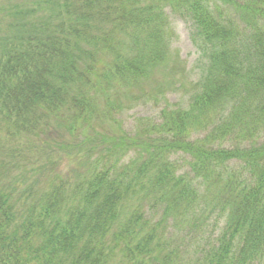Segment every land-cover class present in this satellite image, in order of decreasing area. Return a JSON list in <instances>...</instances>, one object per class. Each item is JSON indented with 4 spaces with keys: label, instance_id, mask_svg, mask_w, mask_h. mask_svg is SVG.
Wrapping results in <instances>:
<instances>
[{
    "label": "trees",
    "instance_id": "trees-1",
    "mask_svg": "<svg viewBox=\"0 0 264 264\" xmlns=\"http://www.w3.org/2000/svg\"><path fill=\"white\" fill-rule=\"evenodd\" d=\"M5 1L0 264H264V0Z\"/></svg>",
    "mask_w": 264,
    "mask_h": 264
},
{
    "label": "rangeland",
    "instance_id": "rangeland-1",
    "mask_svg": "<svg viewBox=\"0 0 264 264\" xmlns=\"http://www.w3.org/2000/svg\"><path fill=\"white\" fill-rule=\"evenodd\" d=\"M31 0H29L30 2ZM6 2L5 0H0V3ZM167 15L169 18V21L171 23V26L173 27L174 33H173V39L171 42V49L173 56H176L179 61H182V64H184L185 68L188 70V73H193L194 68L196 66V61L199 57V52L197 51L196 45L192 42L191 39V33L193 31V25L190 22V20L182 18L181 16L174 14L171 12V10H167ZM196 73V72H195ZM157 74H159L157 72ZM191 77H194L196 75H190ZM155 79H160V76H156ZM170 102H178L180 99V94L172 89L169 91L167 95ZM162 103H157L155 101H139L131 105L128 109H125L123 112H121L118 116V118L123 122L124 129L128 132H133L135 127L138 125V122L136 123L138 118L142 117H150L153 119H157L160 116V110L162 108ZM136 124V126H135ZM28 143H24V147H27ZM30 150L28 151V153ZM32 154V153H31ZM32 156V155H31ZM32 158V157H31ZM70 162L67 159H63L58 164V169L56 172H67L70 168ZM33 177L36 179H41L40 176H38L37 172L34 170ZM162 211L156 210L154 217L152 219L153 222H156L158 218H160V214ZM154 213V212H152ZM167 227V230L165 231L167 235H170L172 237L171 246L172 248L176 246V243L179 244L181 241L177 239L178 234H171V232H175L174 227L172 224H167L165 226V229ZM181 237V236H180ZM183 241V237H181ZM177 240V241H176ZM190 249L189 252L185 255V257L188 260H193L197 258V251L195 249L192 250L190 246H188Z\"/></svg>",
    "mask_w": 264,
    "mask_h": 264
}]
</instances>
